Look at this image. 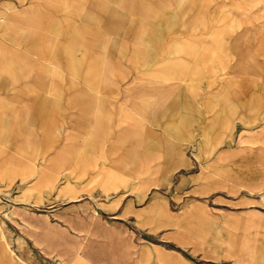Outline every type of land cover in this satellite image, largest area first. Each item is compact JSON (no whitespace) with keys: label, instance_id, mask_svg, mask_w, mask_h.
Segmentation results:
<instances>
[{"label":"rangeland","instance_id":"1","mask_svg":"<svg viewBox=\"0 0 264 264\" xmlns=\"http://www.w3.org/2000/svg\"><path fill=\"white\" fill-rule=\"evenodd\" d=\"M263 85L264 0H0V264H264Z\"/></svg>","mask_w":264,"mask_h":264},{"label":"crops","instance_id":"2","mask_svg":"<svg viewBox=\"0 0 264 264\" xmlns=\"http://www.w3.org/2000/svg\"><path fill=\"white\" fill-rule=\"evenodd\" d=\"M122 22H124V21H122ZM119 25H120V27L121 26L124 27V24L123 23H119ZM80 26L82 27V29L81 30H77V27L74 24L73 25L72 24H69L68 25V28L65 31H66V33L68 35L71 34L73 32V30H75V33H80L81 34V32L87 31L88 30V27H90V25L87 22L86 23H83ZM124 31L126 33L125 35H131V33H133L135 31V28H134V26L132 24H129L128 25V23H127V26H125ZM79 37H80V35H78L76 38H79ZM142 39H144V37H142ZM135 42H136L135 40L132 42V45L133 46L131 44H129L128 42H124L122 44L120 43L119 44V49L120 48L121 49H124V48H127V47H133L134 48L133 49L134 50V57L133 58H134V61L137 62V61L140 60V58L143 57V55L147 51L144 50V49H141V48L137 49V47H135ZM86 46L88 48H92V46L89 43H87ZM116 47H118V46H116ZM140 50L142 52H139ZM64 52L67 53L66 54V57H69L71 59V57H72L71 52L67 51L66 49H64ZM62 53H63V50H62ZM62 53L58 51L56 53V55H60ZM11 66H12V64H11ZM87 76H88V74H86V76L84 77L85 80L88 79V78H90V76H88V77ZM242 85H244L242 87L245 90L252 87V86H247L245 82L242 83ZM256 86H258V84H256ZM256 86H254V87H256ZM262 87H263V90H264V85ZM246 93L247 92H244L243 95H242V97H247L246 96L247 95ZM249 93H250V91H249ZM253 95L256 96L257 102L260 105L264 103V97L263 96L257 95L256 92H253ZM238 100H244V99L243 98H239ZM48 107L50 108V103H48L44 99L42 100V98L39 95H36L34 98L30 99L29 101H26V102L20 103V104L19 103L18 104H16V103H1L0 104V116L2 118H7L8 116L12 115V116H16L15 118H17V117H19V115H21V113H25L29 117H33V118L35 117L36 118V117H38V115L40 113L44 112L45 109H47ZM248 117H249V119H251L252 118V115L248 114ZM30 143L31 142H29L28 144H30ZM13 144L15 146H19L20 141L19 142L18 141H14ZM15 157H16V159L18 161L19 158H17V156L11 155V154L8 155V156H4L2 158V160L3 161L10 162V161H13L15 159ZM168 225H171L174 228H176V226L178 227V224H176V222H168ZM234 255L236 257V261H237L238 264H246L245 262H243V258H242L243 257V254H242V252H241L240 249H236L234 251ZM262 256H264V255H262ZM60 258H64L66 260V258H65L64 255L63 256H60ZM72 258L75 261L80 262L82 264H93L95 262L94 261V257L87 250H84V251L76 250V251H74L73 254H72V256H71V259ZM216 258L219 259V257H216ZM257 264H261V263H257Z\"/></svg>","mask_w":264,"mask_h":264}]
</instances>
